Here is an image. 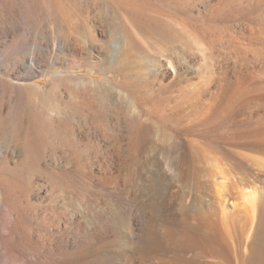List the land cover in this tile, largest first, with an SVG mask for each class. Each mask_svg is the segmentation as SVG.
<instances>
[{
  "label": "rangeland",
  "instance_id": "374dc122",
  "mask_svg": "<svg viewBox=\"0 0 264 264\" xmlns=\"http://www.w3.org/2000/svg\"><path fill=\"white\" fill-rule=\"evenodd\" d=\"M14 2L16 12L11 15L0 0V231L9 213L20 214L15 231L28 244L10 247L8 255L38 257L45 250L44 236L59 217L66 218L64 212L75 209L82 232L91 229L86 219L92 211L113 213L112 229L119 244L114 251L121 246L129 250L137 241L129 211L142 210L151 218L143 208L148 192L143 183L155 169L151 161L181 144L200 143L210 149L206 165L223 166L239 196L226 150H243L225 144L223 118L215 116L221 119L215 125L194 115L188 122L177 113H155L119 96L122 88L113 84L107 71L111 60L98 54L113 41L103 38L100 30L108 29L107 24H128L142 46L181 50L176 65L185 68L188 59L189 65L202 71L211 64L221 65L229 52L264 50V33L256 29L264 19V0H33L41 14L38 19L27 13L25 0ZM142 46L134 51V71L168 83L171 75L160 70L166 65L173 75L169 61L149 57ZM118 58H127L124 50ZM258 159L245 160L264 171V156ZM182 181L177 208L190 206L186 203L190 195L202 193L190 174ZM137 222L140 234L139 214ZM36 234L42 237L40 245L32 241Z\"/></svg>",
  "mask_w": 264,
  "mask_h": 264
},
{
  "label": "bare ground",
  "instance_id": "6f19581e",
  "mask_svg": "<svg viewBox=\"0 0 264 264\" xmlns=\"http://www.w3.org/2000/svg\"><path fill=\"white\" fill-rule=\"evenodd\" d=\"M3 2L10 14H15L14 0ZM24 3L28 6L27 13L31 17L36 15L38 19L41 14L33 0L29 4L25 0ZM14 18L18 20L17 17ZM122 18L125 19L124 16ZM261 21L256 29L259 33H264V19ZM120 25L107 24L108 29L100 30V35L113 41V44L108 43L109 46L104 47L106 49L98 52L104 59L111 60V70L107 68V71L111 74L113 84L122 88L119 96L124 95L123 98L134 104H144L155 113H177L183 119H188V122L194 115L202 116L201 119L209 124L218 120L215 116L222 117V123L221 119L218 121L223 127L225 144L243 150H226L230 163L228 166L239 186H236L239 196L234 192L235 183H230L231 178L221 170L223 166L219 168L210 164L213 167L209 168V164L206 165L210 149L207 151L200 143H197L198 146L195 143H190V146L181 144L178 150L166 156L164 154L163 157H155L151 161L155 168L154 174L152 172L147 180L143 178L146 175L141 176L147 182L144 185L141 181L143 187H147L145 191H148L143 196V208L150 211L151 218L142 215V210L129 211L127 215L131 233L137 238L129 250L121 246L114 251L119 244L112 229V225H115L111 215L113 213L110 214L107 209L92 211L88 220L86 219L91 229L82 232L83 228L78 227L79 209H71L72 211L64 212L66 218L58 216L56 227L45 233L46 241L42 245L45 250L38 257H26L19 253L8 255L10 247L28 244L25 241L27 239L23 241L15 231L21 221L20 214L16 216L8 212L0 231V249L3 252L0 264H264V171L260 167L254 168V165L245 160L250 158L256 161L264 156V50L229 52L221 65L211 64L202 71L193 68L194 65H189L190 61L185 59L182 61L187 63V67L180 68L181 65H176V55L181 50L176 53L166 45L163 47L167 49L159 47L154 48L155 50L148 47L150 44L142 46V42H139L141 38H136L138 42L135 41V35L131 34L128 24ZM138 46H142L144 53L150 54L149 57L169 61V70L173 67V75L166 65L160 70L164 76L171 75L168 83L157 82L149 74L146 76L143 72L141 74L134 71L132 59L134 51L141 48ZM123 50L127 58L119 59L118 54ZM203 134L198 133V136L203 137ZM143 173L141 170L140 174ZM187 174L195 180L193 185L196 190L202 193L198 197L190 195V199L186 200L190 206L182 207L181 204L182 208H177L178 183ZM138 214L141 216L140 234L137 233L140 224V220L137 222ZM41 238L40 234H36L32 241L40 245ZM120 243L122 244V239Z\"/></svg>",
  "mask_w": 264,
  "mask_h": 264
}]
</instances>
